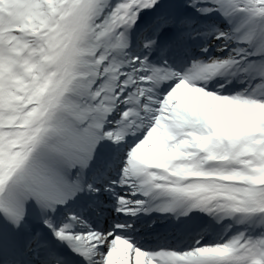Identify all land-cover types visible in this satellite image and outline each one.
<instances>
[{
    "label": "snow or ice",
    "instance_id": "6c2138e0",
    "mask_svg": "<svg viewBox=\"0 0 264 264\" xmlns=\"http://www.w3.org/2000/svg\"><path fill=\"white\" fill-rule=\"evenodd\" d=\"M0 264H264V0H0Z\"/></svg>",
    "mask_w": 264,
    "mask_h": 264
}]
</instances>
